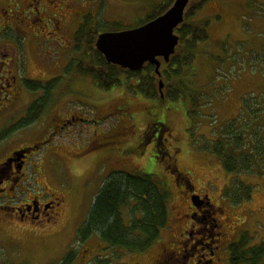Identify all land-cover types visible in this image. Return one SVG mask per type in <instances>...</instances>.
Returning <instances> with one entry per match:
<instances>
[{"label":"rangeland","instance_id":"374dc122","mask_svg":"<svg viewBox=\"0 0 264 264\" xmlns=\"http://www.w3.org/2000/svg\"><path fill=\"white\" fill-rule=\"evenodd\" d=\"M163 1L82 0L80 8L82 12H87L85 20L93 16L94 22H98L101 30L105 31L109 27L105 25L113 21L130 28L139 25L150 9ZM195 19L209 20V40L205 44V52H201L193 63L195 75L186 78L190 94H197L196 103L183 98L166 101L169 103L170 110L167 114L170 120L168 127L163 128L162 138L168 136L169 130L170 133L173 132V136L165 140L172 157L169 164L172 169L178 168L186 173L196 189H208L215 203L225 204L227 200L223 197L224 190H230L235 180L251 186V198L229 208L236 219L241 221L242 227L253 236V241L258 239L264 242V162L255 165L251 173H228L220 157L212 150L214 142L222 137V125L234 120L237 125H242L244 121L251 122L249 112H241L244 107L241 102L244 103L246 98L264 109V0H209L198 10ZM80 21L78 17H73V22L67 24L68 37L73 38V28ZM28 47L31 48L30 43ZM30 50L28 72L34 76L39 62L36 61L32 48ZM87 52L86 45L76 50L74 47L75 58L87 56ZM58 71L59 69L54 70L56 73ZM72 71L71 90L74 103L70 107L79 110L88 119L94 115L101 116L109 112L112 114L106 120L87 125L86 129L74 126L63 135H56L53 139L54 148H59L62 155L70 157L86 148L89 154L100 157L96 158V165L92 168L87 169L81 163L74 167L75 170H65L56 160L52 165V156L55 153L53 147L48 148L49 143L40 152H36L38 181L42 184L48 183L50 190L61 192L65 197L62 222L48 238L39 231L26 232V228H18L19 225L12 229L13 233L18 234L17 240L7 241L0 233V264H59L73 248L76 257L72 264H84L89 259L86 256H91L90 251L84 250L85 246H90L94 255L99 256L97 264H108V256L99 250L97 233L83 245L77 241L76 231L88 219L97 194L114 171L150 174L160 188L170 195L169 226L162 229L161 238L153 244L155 248H149L154 253L160 249V245H156L159 242H168L175 232L177 212L183 213L188 207V201L182 198L174 176L165 168L164 161L154 154V143L146 145L144 155L139 156L138 153L141 151L139 140L149 123L154 118L159 119L165 115L166 111L163 109L161 115L159 114L161 107L157 104L158 100L133 94L122 84L103 89L97 86L93 77L74 69ZM123 79L125 80L124 77ZM61 83L58 87L63 85ZM39 94L31 91L30 101ZM51 104L33 124L11 133L4 140V147L8 143L4 149L42 141L43 136L49 134L58 122L59 111ZM27 106L23 107L24 110L20 107L14 117H5L4 128L15 124ZM79 106H85L86 113ZM262 114L261 124L264 121V113ZM261 132L264 135L263 129ZM69 139L74 144L69 143ZM60 142L63 145L56 144ZM99 143L103 145L97 146ZM0 147L2 148V144ZM11 238L12 235L9 239ZM46 242L48 247L44 248L43 244ZM27 247L33 250V254L26 252ZM151 253L144 258L143 263L152 257ZM130 255V252L119 249L115 256L121 258H113L110 264H135L142 257ZM91 263L92 261L89 264Z\"/></svg>","mask_w":264,"mask_h":264},{"label":"flooded vegetation","instance_id":"af4514ba","mask_svg":"<svg viewBox=\"0 0 264 264\" xmlns=\"http://www.w3.org/2000/svg\"><path fill=\"white\" fill-rule=\"evenodd\" d=\"M81 1L0 0V146L2 144V148L0 147V233L7 241L17 240L18 234L12 232L17 225H19L18 228L22 226L26 228V232L29 233L38 231L45 233V238H48L54 234L62 222L65 197L61 192L50 190L47 187L48 183L42 184L38 181L39 167L35 159L36 152H40L42 147L49 143L48 148L53 147V153H55L52 156V165L56 160L65 170H75L74 167L81 163L87 169L92 168L96 165V158L100 157L89 154L86 148L81 149L74 157L62 155L59 148H54L53 143L56 135H63L66 130L74 126L86 129L87 125L106 120L112 114L109 112L101 116L94 115L88 119L81 115L79 110L70 107L74 103L71 90L72 69L77 71L74 61L78 59L74 57L76 34L87 15V12H82L80 8ZM73 17L81 20L72 31L75 42L72 37L67 36V24L73 22ZM28 43L31 44L34 57L39 62L34 76L28 72V55L31 53ZM84 46L82 42V47ZM55 69L59 71L56 73ZM33 82L41 83V88L36 91L30 90L28 83ZM60 83L63 85L58 87ZM31 91L40 94L30 101ZM46 96L49 98L48 105L38 119L42 117L54 99L51 105L59 111V115L53 130L43 136L42 141L4 149L8 145L6 143L4 147V140L11 133L26 127L19 124H23L27 118L30 106ZM25 105L28 106L21 118L9 128H4V118L14 117L16 115L14 113ZM84 107L79 106L86 113ZM152 124L156 122H150L147 130L153 126ZM167 134L166 140L169 136H173L170 130ZM69 140V143L74 144L73 140ZM56 144L63 145V142ZM101 145L103 144L99 143L97 146ZM164 158L165 168L174 176L180 187L182 198L188 201V207L183 213L177 212L176 230L168 242H159L156 245H160L157 253L153 252L154 245L150 247L153 249L143 252L125 250L130 252V256H142L140 260H136L135 264H231V248L236 243L242 242L246 233L249 235L248 247L263 243L258 239L253 241V236L242 227L241 221L236 219L232 209L229 208L236 204L231 197L223 193V197L227 200L225 204L215 203L207 188V190L196 189V185L188 175H185L186 173L178 168H171L169 164L171 155L168 156L165 153ZM78 229L76 237L80 244L85 245L94 237L91 234L86 239L79 238ZM11 235L12 238L9 239ZM96 239L99 241L100 252L108 256V264L113 258L119 257L115 254L120 248L106 244L100 237ZM47 243L43 244L44 248L48 247L45 245ZM26 249V252L33 254L32 249L29 247ZM84 250L90 251L91 254L89 257L86 256L89 259L84 264H89L91 261L97 264L99 256L94 255L90 246H85ZM74 252V248L70 249L59 264H72L75 258L70 263L68 259ZM150 253L152 257L143 263L144 258Z\"/></svg>","mask_w":264,"mask_h":264},{"label":"trees","instance_id":"16d2710c","mask_svg":"<svg viewBox=\"0 0 264 264\" xmlns=\"http://www.w3.org/2000/svg\"><path fill=\"white\" fill-rule=\"evenodd\" d=\"M174 1L164 0L156 4L150 9L145 20L137 26L164 14ZM208 1H190L184 21L175 30L180 37L175 53L168 62L160 58L162 59L161 74L156 72V66L152 63H146L141 70L131 71L108 62L96 47V40L102 28L98 22H94L93 16H89L84 21L76 34V49L82 48V42H85L88 48L87 56L76 58L77 60L74 61L78 72L93 77L97 86L103 89H111L122 84L133 94H142L147 98L158 100L157 104L161 107L160 115L161 109L166 111L165 115L159 118L160 121L154 118L152 122H156L157 125L152 124L153 126L142 135L138 143L141 147V151L138 149L139 156L144 155L143 150L146 145L154 143V154L165 163L164 154L171 155L165 145L166 137H161L164 126L168 127L170 120L167 114L170 110L169 103L166 101H178L183 98L196 103L197 94H190L186 78L195 75L193 63L201 52H205V44L209 40V20L195 19L198 10ZM105 26L111 28L109 31L130 28L117 21ZM160 81L164 83L163 97ZM28 87L36 91L41 88V83H28ZM48 102L49 98L46 96L30 106L27 118L19 125L27 126L37 120ZM253 103L255 102L250 98H246L244 103L241 102L242 107L244 106L241 112L248 111L251 122L244 121L242 125H237L234 120L222 125L224 126L220 132L222 137L213 144L212 150L220 157L228 173H251L255 165L264 162V135L261 132L262 129L264 130L262 126L264 121L261 124L262 119H260L264 109ZM224 194L238 203L251 198L252 188L235 180L233 187L230 190L226 188ZM169 201V193L160 188L152 175L114 171L97 194L88 219L80 225L78 237L86 239L89 235L97 233L103 242L112 247L143 252L160 239L162 229L169 226ZM248 240L246 233L242 242L232 246L231 264H264V242L259 246L248 247ZM75 256V252L70 254L68 263L72 262Z\"/></svg>","mask_w":264,"mask_h":264},{"label":"water","instance_id":"95a60500","mask_svg":"<svg viewBox=\"0 0 264 264\" xmlns=\"http://www.w3.org/2000/svg\"><path fill=\"white\" fill-rule=\"evenodd\" d=\"M190 1L175 0L164 14L140 26L101 32L96 40L97 49L110 63L131 71L152 63L161 74V60L168 62L179 44L180 37L175 30L184 21ZM163 87L164 83L160 81L162 97Z\"/></svg>","mask_w":264,"mask_h":264}]
</instances>
